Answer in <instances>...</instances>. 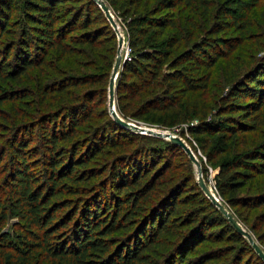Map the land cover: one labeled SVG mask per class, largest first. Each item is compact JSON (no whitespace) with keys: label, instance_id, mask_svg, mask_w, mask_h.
<instances>
[{"label":"trees","instance_id":"1","mask_svg":"<svg viewBox=\"0 0 264 264\" xmlns=\"http://www.w3.org/2000/svg\"><path fill=\"white\" fill-rule=\"evenodd\" d=\"M17 1L0 7V38L18 33L0 50V82L21 84L35 70V85L6 99L28 104L41 94L44 111L2 136L0 264H251V254L264 264L249 238L206 195L179 143L120 124L109 107L104 123H92L100 100L94 88L105 84L109 90L118 53L117 32L102 7L95 0H24L23 18L12 21L8 14ZM78 1L76 8L66 5ZM105 1L130 48L116 81L118 114L165 128L199 119L188 124L190 137L184 130L178 134L194 152L190 139L198 141L219 167V194L237 210L263 205L264 194L248 198L241 190L264 175V133L254 144L247 135L264 127V55L252 70L233 76L211 106L204 95L211 68L253 26L236 11L253 6L248 0ZM198 15L206 35L192 40ZM233 30L236 36H218ZM106 43H113L112 61L103 73L93 54ZM53 54L68 60V70L53 68ZM44 66L63 76H51ZM55 97L56 107L49 108L45 100ZM4 119L8 123L10 116ZM204 171L208 175L202 164L203 177ZM258 218L262 227L264 212Z\"/></svg>","mask_w":264,"mask_h":264},{"label":"rangeland","instance_id":"2","mask_svg":"<svg viewBox=\"0 0 264 264\" xmlns=\"http://www.w3.org/2000/svg\"><path fill=\"white\" fill-rule=\"evenodd\" d=\"M4 1L5 0H0L1 8H2V4L4 3ZM220 1L221 0H218L217 2H220ZM254 1L255 0H248L249 4L253 6L249 11H247V9H244V7L242 8V10L236 11L242 18H244L245 20L251 21V25L253 24L247 37L244 39H241V41H239L240 42L239 44H236L235 51H233L231 54H229L225 58L219 59L218 62L214 65V67L211 68V75L208 80L209 88H208L207 93L204 94L206 96H210V100L208 101V104L210 106L212 105L215 98H219L229 88V86L231 85L230 80H232L231 78L233 76L235 75L243 76L245 73H247L245 71L246 69L247 71L249 69L252 70L257 59L264 55V11H263L264 2L260 1V3L253 5ZM23 2L24 0H18L17 3H14V5H12V9H10V13L8 14L10 20L16 21L17 19L21 20L23 18V12L20 7V4H22ZM81 4H82V1H78V2L71 3V4L67 3L66 5L70 6V8L71 7L76 8L80 6ZM92 13L94 15L96 12H93L92 10ZM182 14L184 16L189 15L188 11H185ZM196 20L198 22L197 26L194 29L190 30L191 35L193 36L192 40H198L200 36L206 35L204 31L206 24L204 21H202V18L200 17V15L197 16ZM117 22L120 23V20L118 19ZM119 28L124 35L122 55H123V60H125V57L128 56L129 54L130 48L127 44L125 32L123 30L121 23L119 24ZM236 34L237 32L233 30V32L232 31L220 32L218 36L221 40H223L225 38H230V36H236ZM17 38H18V33L12 34V33L5 32L0 38V50L6 47L8 44H10L12 40L16 41ZM112 45L113 43H106L102 45L101 47H99V50H96V52L93 54L94 59L103 63V67L101 68V72L103 73L110 71V63L112 61V56L110 53H111ZM15 53H16L15 50L11 51L9 54V59H12L13 56H15ZM54 54L50 58H48V61L50 64H52L53 68L56 69V68L63 67L66 69L69 67L67 66L68 64L67 59H64V60L57 59L56 55ZM108 64H109V67H108ZM70 67H71V64H70ZM121 67H122V64H121ZM49 68L50 66H44L42 71L49 72L50 75L54 77L63 76L61 73L56 72L55 69L52 70L53 72H50L48 70ZM119 72L117 74L116 81L119 76ZM31 73L32 74L30 76H27V77L24 76V82L21 84H18L11 80H8L7 82H0V94L2 96L1 98L4 100V102L0 100V143L3 142L2 136L7 135L8 128H12L14 124H18L23 121L27 123H30V122L34 123L35 121H30L33 119V116L35 118L36 116L41 115L40 113L44 111L42 110L41 100L39 99L41 94H39V97H37L35 101L29 99L27 101L28 104H22L20 101L17 100V98L14 101H11V100L7 101L6 99L9 93H12L15 91L20 92L21 90H25V89L28 90V88L33 87L35 85L34 84L35 77H36L35 70L32 71ZM116 81H115L114 100H115V107L116 109H118L117 108L118 92H117V87H116V84H117ZM94 90L98 92V94L95 95L96 99L99 97L100 100L97 99L96 101L97 105L94 108L96 114H95V118L93 119L92 123L94 124L96 122L104 123L106 120L104 112L109 107V104H108L109 103V90L107 89V86L105 84L96 85ZM58 99H59L58 97H55L53 101L45 100V104L46 103L51 104L49 105V108H52V107L55 108L56 105H52V104L56 102ZM12 106L15 107L16 109L14 108L15 109L14 110ZM214 110L215 108L213 107L212 112H214ZM7 114H8V118L10 116V120L8 123H7V120L4 119V117L7 116ZM207 119L208 121L210 120L209 117ZM262 119H264V112H263ZM131 120L138 121V123L141 124L142 126L154 127L155 129H161L164 131H171L175 134H178L184 130L185 132L184 136H188V137H190L189 132L187 131L188 124H192L196 121L197 122L199 121V119L194 117L180 124H175L171 128H165V127L159 126L158 124H154V123L147 122L144 120H137L134 118H131ZM84 128H87V127H84ZM38 132H39V127L35 126L34 133L36 134V136H38ZM262 133H264V127H261V130L259 127V130L256 133H253V132L247 133L250 144H254L256 142L262 141L263 140V138L261 137ZM190 140L197 147V150L195 151V153L199 157V159H201L200 160L201 163L203 164V166L208 168V175L204 171V175H205L204 177H206V182L211 188V190L213 191V193L215 194V196L221 202L225 204V206L232 212V214L238 220V222L241 223L243 228L247 229L251 233L255 241L264 250V224L261 227L262 221L259 220L258 218V215L261 212H264V204L261 206L255 207L253 209L242 206L241 208H239V210H237L235 206L229 205L227 201L225 200V198L219 194L215 186L214 176L219 171V167L215 165L213 160L212 161L208 160L206 156V152L203 151V149L201 148V144L198 141H196L193 138H191ZM239 140L240 139H238V141ZM186 142L189 145H191L189 140H186ZM239 148H241V142H240ZM195 172H196V176H198L197 171ZM263 194H264V175L262 174H257L254 178L247 180L241 190V195L244 197H248V198H254V197H257ZM70 196H74L76 198V195H70ZM206 211H209V210H206ZM13 221H15V219H11L5 228L8 230H12ZM252 223H256L255 229L251 227ZM258 226L261 227V229L257 231ZM258 235H261V237H259ZM248 257L251 261V264H260V262L256 259L254 255L251 254Z\"/></svg>","mask_w":264,"mask_h":264},{"label":"water","instance_id":"3","mask_svg":"<svg viewBox=\"0 0 264 264\" xmlns=\"http://www.w3.org/2000/svg\"><path fill=\"white\" fill-rule=\"evenodd\" d=\"M95 1L105 11L108 19L110 20L112 26L114 27V29L116 30L117 35H118V53H117V58L115 60V64H114V67H113V70L111 73L110 82H109V103L108 104H109V110H110L111 114L113 115V117L115 118V120L117 122H119L120 124L130 128L132 130L140 131V132L148 133V134H153V135H157V136H161V137H166V138H169V139L179 143L185 149V151L188 153V155L191 157L194 164L196 165V168H197L196 171H197V175H198L197 179H198L200 186L203 188L204 192L206 193V195L209 198H211V200L222 210V212L229 218V220L234 224V226L239 231H241L245 236H247L249 238V240L251 241V243L254 246V248L256 249V251L259 253L261 258L264 259V250L261 248V246L255 241V239L253 238L251 233L247 229L243 228L241 223L238 222V220L234 217L232 212L225 206V204L223 202H221L215 196V194L213 193V191L211 190V188L209 187V185L205 181V179L203 177V172H202V163L199 160L196 153L193 151L192 147L186 142V140L184 138H182L180 135L175 134L171 131H164L161 129H155L154 127L142 126L138 122L124 119L123 117H121L118 114L117 109L115 107V100H114V98H115V81H116L117 74L121 68V64H122V47L124 44V35L121 32V30L119 28V23L115 19L114 15L111 11V8L107 4V2L105 0H95Z\"/></svg>","mask_w":264,"mask_h":264}]
</instances>
